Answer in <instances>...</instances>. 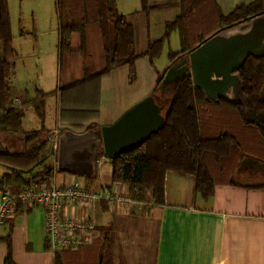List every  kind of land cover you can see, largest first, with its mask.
<instances>
[{
  "label": "trees",
  "instance_id": "1",
  "mask_svg": "<svg viewBox=\"0 0 264 264\" xmlns=\"http://www.w3.org/2000/svg\"><path fill=\"white\" fill-rule=\"evenodd\" d=\"M145 11L155 8L140 0ZM179 13L164 23L163 34L149 41L144 52L134 49V29L125 16L117 11L116 0H55L58 20V59L63 54L76 53L87 59V28L98 24L103 36V66L91 71L85 62L83 76L49 92L37 91L25 103H32L42 120L44 100L57 94V123L86 121L96 115L100 105V88L108 83L110 71L127 65L128 81L136 77L135 63L144 60V70L149 80V92L160 112L164 124L138 147L121 153L111 164V183L124 184L133 201L151 200L154 205L166 203L165 179L168 172L186 175L192 180V197L199 194L207 199L213 194L216 183H232L246 188H264V57H248L238 70L243 82L245 103H232L220 99L208 100L203 91L192 83L189 70L176 79L162 82L168 67L186 58L194 47L221 30L243 23L264 13V0L241 4L228 14H223L215 0H176ZM172 31L178 32L179 50L169 51V64L159 73L154 59L162 51ZM17 52L12 45L10 16L7 0H0V134L16 136L22 147L16 151L0 152V163L8 171L0 174V186L20 189L28 184L49 185L54 165L45 166L54 156L56 148L53 135L38 145L31 143L40 136L39 130H24L23 109L14 106L10 98V79L14 73ZM23 103V104H25ZM22 104V105H23ZM93 122L83 130L97 127ZM41 167L38 171L37 168ZM248 170L256 174L252 183H238L240 174ZM91 187L93 176H82ZM242 182V181H241ZM18 204L16 210H21ZM113 225L95 226L93 235L103 240L98 248L99 264L110 262V242ZM4 264H14L9 237ZM75 251V250H74ZM105 254L108 256L105 258Z\"/></svg>",
  "mask_w": 264,
  "mask_h": 264
},
{
  "label": "crops",
  "instance_id": "2",
  "mask_svg": "<svg viewBox=\"0 0 264 264\" xmlns=\"http://www.w3.org/2000/svg\"><path fill=\"white\" fill-rule=\"evenodd\" d=\"M215 1L226 15L239 5L252 0ZM147 4L155 8L145 11L141 8L140 0H116L117 11L133 26L134 49L137 54L145 51L149 41L159 38L164 31V23L172 20L179 13L176 0H147ZM56 23L58 34V20ZM169 38L163 45L161 51L163 55L169 44ZM179 47L178 38V48L171 51H178ZM168 52L161 68L155 63L159 57L154 59L155 69L159 73L169 64ZM72 54L79 55L76 53L70 55ZM139 63L143 65L144 70V60L141 57L137 59L135 69ZM128 71L127 65L112 69L108 75V83L100 88V105L97 114L88 117L85 122H68L67 128L82 131L84 126L91 122L98 126L110 124L126 109L147 96L149 80L145 70L146 91L139 96L130 95L131 83L128 81ZM9 82L11 103L14 106L21 105L22 109L25 105L33 106L32 103L25 102L32 99L37 91L49 92L62 86L51 90L36 87L32 91L34 95L26 97L19 94L16 85L12 88L11 79ZM114 84H117L120 90L118 100L113 97ZM50 96H55L56 102L54 126L47 128L44 124V116L40 121L41 125L52 133L54 145L57 146V137L65 125L57 123V94ZM18 99L21 101L20 105L16 103ZM33 111L36 114L34 106ZM36 116L38 117L37 114ZM24 119L25 112L22 125L25 123ZM24 130L35 129L24 128ZM0 144L6 146L8 151L20 150L22 147L20 138L4 134H0ZM48 159H50L49 165L55 166V157L51 156ZM105 160L108 158L103 156L96 162V177L90 187L92 189L96 190L102 184L111 185V164L109 160L108 163L104 162ZM5 167L7 171L8 167ZM256 174L258 173L245 170L240 174L242 182L238 183H252L256 179L253 180L251 177ZM181 175L183 174L175 172L166 174L164 205H154L149 199L143 202L132 200L129 204L116 205L111 209L104 200L96 199L89 205L68 203L64 209L75 217L91 218L95 226L113 225L114 230L110 233L112 240L109 264H124L125 257L128 260L126 264H264V188H246L220 182L214 185L213 194L203 199L199 194L192 197V180ZM73 178L71 174L54 172L51 183H70ZM114 186L127 191L124 184H114ZM186 186L188 194L184 199L182 195ZM104 212H109L111 216L110 221L105 224L102 222L105 218ZM130 223L132 227L138 225L136 227L138 229L124 230ZM5 237L10 239L14 264H86L89 262L88 251H92L91 245L96 238L92 233L89 242L75 251L51 250L46 240L44 210L38 204L15 210L0 224V264H4L7 253ZM142 239L148 240L146 243L151 248L146 247L148 246L146 243H141ZM123 250H126V253L122 254ZM100 257L101 254L98 253L91 262L96 261V264H99ZM106 257L108 256L105 254ZM115 257L117 258L114 259Z\"/></svg>",
  "mask_w": 264,
  "mask_h": 264
},
{
  "label": "water",
  "instance_id": "3",
  "mask_svg": "<svg viewBox=\"0 0 264 264\" xmlns=\"http://www.w3.org/2000/svg\"><path fill=\"white\" fill-rule=\"evenodd\" d=\"M248 57H264V13L225 28L168 67L162 82L189 70L192 83L212 102L245 103L238 70ZM164 116L153 96L126 109L114 122L83 131L65 129L57 137L55 169L76 176H93L99 157L114 159L138 147L163 127ZM8 151L0 144V152Z\"/></svg>",
  "mask_w": 264,
  "mask_h": 264
},
{
  "label": "rangeland",
  "instance_id": "4",
  "mask_svg": "<svg viewBox=\"0 0 264 264\" xmlns=\"http://www.w3.org/2000/svg\"><path fill=\"white\" fill-rule=\"evenodd\" d=\"M7 8L10 16L12 45L17 52L11 85L12 88L16 85L20 95L31 97L34 95L32 92L33 88L37 87L44 90H51L54 87L64 85L65 83L80 78L82 76V66L85 62L90 64L91 71L102 68L103 36L98 24H90L87 28V59H84L81 55H70L71 53H66L67 55L63 54L61 61H59L57 51V18L54 0H7ZM169 40L164 55L162 53L155 61L159 68L163 66V61L167 52L178 48L177 32H173ZM146 82L143 65L139 63L138 67H136L135 80L129 85L130 95L139 96L143 94L146 91ZM114 89L113 97L118 100L120 98V90L117 84H114ZM55 104V96H49L44 100V124L47 128L54 126ZM23 111L25 112L24 128L35 130L44 129L40 136L31 143L33 146L38 145L46 138L48 129L41 125L40 118L34 113L32 105H25ZM104 162L108 163V160ZM49 164L50 159H47L45 166H49ZM5 166V164L0 163V173L6 171ZM40 168L41 167L37 168L35 171H38ZM181 176L183 178H189L186 175ZM251 178H253V180L258 179L256 175ZM186 188L187 186L184 187V193L182 195L184 199L187 198L188 194ZM104 215L105 218L102 222L105 224L110 221L111 216L109 212H104ZM137 226L138 225H134L132 227L130 223L124 230L129 229L133 231L138 229L136 228ZM102 241L103 240L99 238V240L92 243V251H88L89 262L86 264H96V261H91L99 253L98 248L102 246ZM146 242H148V240L142 239L141 243L145 244ZM147 245L148 246H145L150 247L149 244ZM145 250L147 251L146 248ZM123 252L126 253V250H123L122 254ZM116 258L117 257L114 259ZM126 263H128V260L125 257L124 264Z\"/></svg>",
  "mask_w": 264,
  "mask_h": 264
},
{
  "label": "built area",
  "instance_id": "5",
  "mask_svg": "<svg viewBox=\"0 0 264 264\" xmlns=\"http://www.w3.org/2000/svg\"><path fill=\"white\" fill-rule=\"evenodd\" d=\"M16 103L20 105L21 101L18 99ZM73 176L70 183L28 184L18 190L0 186V224L15 212L18 204L22 207L38 204L44 210L46 240L51 250L74 251L87 244L95 223L89 217L69 214L64 207L68 203L89 205L102 199L112 209L116 205L129 204L132 199L125 189L116 188L113 183L102 184L95 190L87 187L84 179L79 180L82 176Z\"/></svg>",
  "mask_w": 264,
  "mask_h": 264
},
{
  "label": "bare ground",
  "instance_id": "6",
  "mask_svg": "<svg viewBox=\"0 0 264 264\" xmlns=\"http://www.w3.org/2000/svg\"><path fill=\"white\" fill-rule=\"evenodd\" d=\"M26 208V207H25ZM82 209V208H81ZM19 210V209H18ZM25 210V209H24ZM26 211V210H25Z\"/></svg>",
  "mask_w": 264,
  "mask_h": 264
}]
</instances>
